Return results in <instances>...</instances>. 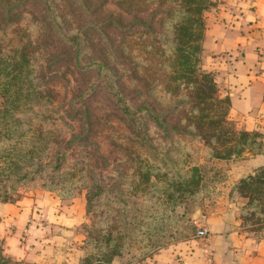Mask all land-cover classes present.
Returning <instances> with one entry per match:
<instances>
[{"label": "rangeland", "instance_id": "374dc122", "mask_svg": "<svg viewBox=\"0 0 264 264\" xmlns=\"http://www.w3.org/2000/svg\"><path fill=\"white\" fill-rule=\"evenodd\" d=\"M217 2L208 13L229 4V0ZM169 8L152 1L131 5L125 0H48V4L43 0H0V45L7 51L16 47L24 51L34 69L29 78L31 86H23L25 98L12 108L15 125L21 129L1 144L0 165L6 159L15 160L17 166L0 181V201L14 200L23 192L32 195L43 191L55 194L62 204L82 199L85 216L77 228L82 240L75 244L80 247L78 262L91 250L85 243L84 226L96 225L102 217L112 218L119 204L117 197L132 204L124 212L127 222L135 223L130 232L140 236L151 232L153 240L147 248L142 241L130 244L116 264H151L158 250L199 238V228L209 233L208 218L224 211L232 215L233 225L239 224L252 238H264V229L254 230L249 221L244 224L242 209L247 199L236 188L242 177L256 169L251 170L247 161L250 152L230 158L211 157L200 139L165 137L148 118L126 115L123 101H114L113 94L118 91L126 98L134 97L132 104L143 100L166 104L167 98L160 96L156 86H149L153 77L138 69L133 72V60L145 56L139 44L142 33L144 40H152V34L165 32L159 23ZM62 10L61 20L56 19L54 14ZM80 27L96 41L75 62L67 35ZM209 45L205 40L202 63L207 70L211 69L207 65ZM93 58H107L115 65L113 89L94 65H88ZM13 146L11 153H3ZM145 157L151 158L158 170L155 179L164 181L156 189H144L140 182L141 159ZM190 161L205 167L200 192L169 211L168 206L161 205V186L177 182L184 164ZM130 185L143 188L131 199ZM41 218L34 221L47 227ZM63 260L59 257L45 264L67 263Z\"/></svg>", "mask_w": 264, "mask_h": 264}, {"label": "trees", "instance_id": "16d2710c", "mask_svg": "<svg viewBox=\"0 0 264 264\" xmlns=\"http://www.w3.org/2000/svg\"><path fill=\"white\" fill-rule=\"evenodd\" d=\"M129 4H145L150 1L161 6L170 7L160 17V28L165 32L151 35L152 40H144V34L139 37L141 49L145 56L133 60V72L153 77L152 84L156 86L160 96L167 98L166 104L150 103L143 100L140 104H132L134 97L126 98L123 92H114V101L125 105L126 115L138 118L140 114L148 118L165 137L200 139L210 151V156L222 159L241 156L247 152L264 156L263 136L258 131L237 129L228 118L230 99L221 95L216 82V71L203 67L202 54L206 29L210 22L224 20L221 10L208 13L217 0H125ZM48 4V0H43ZM59 12V10H58ZM63 10L55 13L58 20L62 18ZM68 14L69 12H64ZM135 21V20H134ZM83 28H73L67 37L73 47L74 61L79 62L81 54L89 51L96 39L91 34H85ZM81 38V39H80ZM137 44V43H135ZM120 48V47H118ZM117 52V50H116ZM114 53L117 59V54ZM117 56V57H116ZM88 65H94L98 73L103 74L106 85L113 89L117 71L115 65L107 58H93ZM120 66L125 68L120 62ZM34 71L29 57L16 47L4 50L0 45V151L1 144L6 143L21 128L16 127V119L12 112L13 104L25 98L23 86H31L29 78ZM122 78V76H121ZM120 79V78H118ZM149 88L147 89V91ZM149 92V91H148ZM148 98L149 93L147 94ZM156 104V105H154ZM118 110H123L117 106ZM142 111L141 112H139ZM11 123V125H10ZM180 144V143H178ZM12 148L4 149L3 153H11ZM9 155V154H8ZM143 160V161H142ZM140 182L144 189H156L157 173L151 158L141 159ZM0 165V181L10 172H14L17 162L3 160ZM205 167L194 162H187L181 169L177 182L162 185L163 201L161 205L168 206L173 211L194 198L200 192V182L205 178ZM133 190L129 196L138 195L143 188L130 185ZM247 199L244 224L254 225V230L264 229V164L242 177L236 187ZM115 214L112 218H101L96 225H85V243L91 250L76 264H116L124 252L129 251V245L135 241L143 242L147 248L152 243L153 234L143 236L130 232L135 224L127 222L126 209L132 206L126 198L115 199ZM88 211L91 197H87ZM123 204L124 206L120 205ZM129 226V227H127ZM147 229L151 226L146 224ZM128 231V232H127ZM159 231H163L161 228ZM0 264H38L16 261L6 256L0 241ZM67 264V263H63Z\"/></svg>", "mask_w": 264, "mask_h": 264}, {"label": "crops", "instance_id": "0c3cea01", "mask_svg": "<svg viewBox=\"0 0 264 264\" xmlns=\"http://www.w3.org/2000/svg\"><path fill=\"white\" fill-rule=\"evenodd\" d=\"M222 9L224 20L210 22L208 67L216 71L222 95H228V118L264 138V0H229ZM250 169L264 163V156L251 154ZM82 199L62 204L53 193L23 192L14 200L0 201V241L4 254L25 263L45 264L61 257L78 263L84 221ZM42 217L47 227L34 221ZM227 211L207 220L208 238H188L164 247L151 264H264V238L254 239ZM230 220L233 219L231 216ZM31 220V224H28ZM60 251V254L58 252Z\"/></svg>", "mask_w": 264, "mask_h": 264}, {"label": "built area", "instance_id": "2783aa9c", "mask_svg": "<svg viewBox=\"0 0 264 264\" xmlns=\"http://www.w3.org/2000/svg\"><path fill=\"white\" fill-rule=\"evenodd\" d=\"M196 236H198L199 238H204L207 239L208 238V233L204 228H199L197 230Z\"/></svg>", "mask_w": 264, "mask_h": 264}, {"label": "water", "instance_id": "95a60500", "mask_svg": "<svg viewBox=\"0 0 264 264\" xmlns=\"http://www.w3.org/2000/svg\"><path fill=\"white\" fill-rule=\"evenodd\" d=\"M228 215H229V218L232 216L231 214H228ZM229 218L227 219L229 222H234L233 219L230 220Z\"/></svg>", "mask_w": 264, "mask_h": 264}]
</instances>
